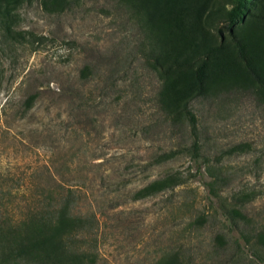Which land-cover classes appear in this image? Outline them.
I'll return each mask as SVG.
<instances>
[{"label": "rangeland", "instance_id": "1", "mask_svg": "<svg viewBox=\"0 0 264 264\" xmlns=\"http://www.w3.org/2000/svg\"><path fill=\"white\" fill-rule=\"evenodd\" d=\"M0 1L11 12L10 32L0 23V229L71 186L74 212L94 215L71 244L95 264H154L174 251L190 264H264V91L191 103L201 153L224 175L215 198L148 60L159 45V69L239 61L236 39L264 49V0H245L235 22L236 0H68L60 12L53 0ZM167 176L182 182L135 198ZM239 192L249 217L232 220L221 202Z\"/></svg>", "mask_w": 264, "mask_h": 264}, {"label": "trees", "instance_id": "2", "mask_svg": "<svg viewBox=\"0 0 264 264\" xmlns=\"http://www.w3.org/2000/svg\"><path fill=\"white\" fill-rule=\"evenodd\" d=\"M244 1L236 0L229 12L231 22H235ZM53 2L60 8L59 12L69 5L68 0ZM10 17L8 5H3L0 1V23L7 32L11 30ZM247 51L249 55H245ZM235 53L240 55L239 61L232 54H224L215 57L211 63L204 59L187 69L173 68V65L159 69L158 66H163L162 59L168 58L163 45L150 51L148 57V60L153 59L161 79L159 101L168 114L188 124L192 136V153L200 162L199 168H204L211 177L206 185L215 198H220L218 188L224 175L201 153L198 120L191 103L198 97L232 89L251 90L257 95L264 91L263 47L255 39H250L249 42L236 39ZM85 75L83 69L82 76ZM36 97L33 93L27 98L28 108ZM178 178L167 176L157 179L140 189L135 198H143L174 187L182 182V179ZM76 192L74 187H63L52 194V203L49 206L31 209L21 221L0 229V264H95L94 256L86 249L73 248L71 244V239L90 224L88 217H94L74 212L80 198ZM248 197V193L239 192L233 196L234 201L230 205L221 202L225 215L232 220L249 217L243 211ZM154 264L190 263L182 252L174 251L163 255Z\"/></svg>", "mask_w": 264, "mask_h": 264}]
</instances>
